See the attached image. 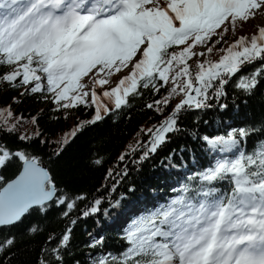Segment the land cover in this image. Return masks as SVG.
<instances>
[{"label":"snow or ice","instance_id":"obj_1","mask_svg":"<svg viewBox=\"0 0 264 264\" xmlns=\"http://www.w3.org/2000/svg\"><path fill=\"white\" fill-rule=\"evenodd\" d=\"M261 8L264 0H0V68H11L0 73V83L23 87L21 96L48 93L43 98L51 99L56 110L94 109L91 119L79 121L56 142V155L86 126L130 107L129 98L164 90L146 108L163 115L173 100L178 102L158 124L141 129L146 140L137 139L119 157L124 161L139 152L133 163L140 164L181 132L186 113L212 107L209 101L224 97L233 77L258 64L234 85L253 93L264 77V26L231 43L228 34L235 35L238 22L254 19ZM214 50L222 53L217 60L211 59ZM12 116L11 106L0 108L7 126L0 131H16L23 117L9 124ZM254 131L238 128L201 137L209 164L173 189L176 195L166 203L133 217L122 231L119 251L103 250L105 237L94 238L90 247L101 251L92 264H264V141L251 151L244 148ZM39 135L37 130L19 138ZM14 159L22 162L19 174L9 181L0 176V227L20 223L34 208L45 211L53 203L65 206L67 217L86 199L84 193H62L36 156L0 146V169ZM116 176H127V169ZM109 177L114 192L120 180L112 169ZM221 182L230 187L222 190ZM102 199H94L82 215L99 212ZM119 205V200L110 202V207ZM70 239L69 227L51 249L56 264ZM15 242L9 236L0 241V250Z\"/></svg>","mask_w":264,"mask_h":264},{"label":"trees","instance_id":"obj_2","mask_svg":"<svg viewBox=\"0 0 264 264\" xmlns=\"http://www.w3.org/2000/svg\"><path fill=\"white\" fill-rule=\"evenodd\" d=\"M258 26L254 19L246 23L238 22L235 35L229 32L228 42L241 35L251 36ZM221 54L214 50L211 59L217 60ZM258 66H246L233 77L226 86V95L219 100L213 98L209 101L212 107L186 113L180 121L181 132L171 135L168 143L140 164L133 163L138 159L139 152L126 156L124 161H120L119 157L137 139L142 142L146 140L141 129L158 124L178 102V99L173 100L163 115L146 108V104L165 95L164 90L157 95L145 90L142 96L129 98L130 107L118 114L110 113L102 121L86 126L56 155L59 147L56 142L75 128L79 121L91 119L94 109L80 106L56 110L51 99L43 98V95L50 96L48 93L21 96L23 87L12 88L6 82L0 83V108L11 106L13 112L9 124L23 117L14 133L0 131V146L12 152L21 150L36 156L47 167L58 189L69 197L86 194V199L78 201L67 217L62 215L65 206L53 203L45 211L34 208L20 223L0 227V241L9 236L16 238L13 246L0 250V264H41L44 259L49 264H56L51 249L57 246L69 227L71 239L59 253V264H92L93 258L101 251L100 248L90 247L94 238L105 237L103 250L119 251L123 246L120 239L122 231L133 217L159 203H166L176 195L173 189L187 183L190 174L209 164V157L204 151L206 145L201 137L226 135L231 129L252 128L255 131L244 143V148L251 151L258 146L260 141H264V77L259 78L257 87L250 95L234 86L240 75L248 74ZM10 70V67H2L0 73ZM14 97L16 100H13ZM221 104L226 107L221 108ZM34 116L37 117L36 124L32 123ZM6 127L0 120V128ZM37 130L40 135L34 139L19 138L22 134L32 135ZM41 140L46 142L41 143ZM97 159L101 160L100 164L94 163ZM20 166L21 162L14 159L7 167L0 169V176L8 181L18 173ZM125 168L127 176L122 179L117 177L116 173ZM109 169L113 170V177L120 180L114 192L111 189L115 182L113 178L105 179ZM217 186L225 190L230 184L221 182ZM130 188L133 190L129 191ZM96 198H103L100 211L83 216V210L90 207ZM117 200L120 205L110 207V202ZM105 209L108 210L107 214ZM72 220H75V224L71 223ZM33 226L37 227L36 232L29 231ZM50 235L55 236L51 242L48 241Z\"/></svg>","mask_w":264,"mask_h":264},{"label":"rangeland","instance_id":"obj_3","mask_svg":"<svg viewBox=\"0 0 264 264\" xmlns=\"http://www.w3.org/2000/svg\"><path fill=\"white\" fill-rule=\"evenodd\" d=\"M254 22H255V24H257L259 26L264 25V8H261L260 10H258V12L254 18ZM123 74H125V73H123Z\"/></svg>","mask_w":264,"mask_h":264},{"label":"water","instance_id":"obj_4","mask_svg":"<svg viewBox=\"0 0 264 264\" xmlns=\"http://www.w3.org/2000/svg\"><path fill=\"white\" fill-rule=\"evenodd\" d=\"M41 165L47 169V167H46L43 163H41ZM21 166H22V162H21ZM21 166H20V168H21ZM19 170H20V169H19ZM18 174H19V171H18V173H17L16 175H18ZM16 175H15V176H16ZM15 176H14L13 178H11L10 180L14 179ZM8 181H9V180H8Z\"/></svg>","mask_w":264,"mask_h":264}]
</instances>
